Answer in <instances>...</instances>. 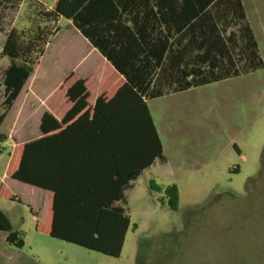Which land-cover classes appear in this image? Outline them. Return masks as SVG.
<instances>
[{
    "label": "rangeland",
    "instance_id": "374dc122",
    "mask_svg": "<svg viewBox=\"0 0 264 264\" xmlns=\"http://www.w3.org/2000/svg\"><path fill=\"white\" fill-rule=\"evenodd\" d=\"M264 60V0H244ZM47 2L0 0V112L2 53L12 28L29 31ZM0 132V210L24 241L16 247L0 230V264H264V67L254 72L155 98L149 102L164 159L130 193L131 224L120 256L50 236L42 224L47 198L7 175L12 147L40 136L42 100L60 97L59 82L96 60L82 34L62 18ZM177 184L179 209L164 192ZM44 220V218H43ZM136 225V227H135ZM141 246V247H140Z\"/></svg>",
    "mask_w": 264,
    "mask_h": 264
},
{
    "label": "trees",
    "instance_id": "16d2710c",
    "mask_svg": "<svg viewBox=\"0 0 264 264\" xmlns=\"http://www.w3.org/2000/svg\"><path fill=\"white\" fill-rule=\"evenodd\" d=\"M36 1L53 2V5L40 10L43 20L28 32L12 28L3 45L2 53L9 58V64L2 77L0 128L34 74L61 18L71 20L124 76L126 82L114 98H98L94 119L105 124L103 121L109 116L104 109L118 105L113 118L115 122L128 120L129 128L128 132L120 133L124 125H114L119 133L117 141L152 145L154 154L145 167L157 158L164 159L148 105L150 100L264 67L243 0H149L163 26L160 37L150 42L142 38V30L136 18L130 17L127 2L123 0ZM67 95L74 105L62 121L46 111L40 122L43 136L12 147L7 175L50 192L47 218L42 224L38 221L39 229L52 237L117 257L131 224L126 208L105 200L76 197L72 191L68 192L64 179L61 180L60 129L81 113L80 118L85 120L90 116L85 80L75 82ZM120 96L128 99L120 100ZM6 137L0 132L1 141ZM137 175L139 172L132 178ZM149 186L152 191L165 193L171 209H179L177 184L162 186L151 180ZM0 230L6 233L7 242L20 248L24 246L10 218L1 210Z\"/></svg>",
    "mask_w": 264,
    "mask_h": 264
},
{
    "label": "crops",
    "instance_id": "0c3cea01",
    "mask_svg": "<svg viewBox=\"0 0 264 264\" xmlns=\"http://www.w3.org/2000/svg\"><path fill=\"white\" fill-rule=\"evenodd\" d=\"M123 1L127 2L126 10L128 9L131 12L130 17L136 18L138 28L142 30V38L149 42L151 39L155 40L159 38L160 29H163V26L154 15L153 11L155 7L152 9V3L149 0ZM48 4H50L49 8H51L53 2H48ZM69 21L72 23L71 20ZM83 37L89 48L88 53L94 54L96 60L89 64L87 71L84 70L76 74L81 67L79 66L75 67L76 72L72 69L63 76L58 83L59 90L61 91L60 97H54L50 94L44 97L45 99L42 102L47 108L40 114V122L46 111L52 113L59 121H62L74 105L67 95L69 88L78 80H85V85L89 92V106L87 109L90 110V116L85 120L80 118L81 113L69 123H65L60 129L58 159L61 166V180L62 178L64 179V185L68 188V192L72 191L76 197L89 198L90 200H105L103 202L108 201L115 205H122L129 214L131 191L135 189L139 179L148 171H151L152 167H156L161 159L157 158L152 165L145 167L154 154L152 145L149 144L145 147L139 143L117 141L116 135L119 133L115 131L117 128L114 125H124L120 133L128 132L129 128L127 126L128 120H117L115 122L113 118L114 112H118V105L114 106L113 104L108 106L107 110L104 109L109 116L107 121H103L105 124L98 119H94V107L98 98L100 96L106 100L114 98L126 80L123 75L114 69L113 65L102 53L85 36ZM119 98L120 100L128 99V97L123 96ZM128 111L130 112V110ZM62 133L63 138H61ZM158 134L160 137L159 131ZM41 136H43V133L40 131L39 137ZM127 139L129 138L127 137ZM136 172H139V175L132 178ZM36 188L45 193L47 198L44 217L40 218V220L45 222L50 192L40 187Z\"/></svg>",
    "mask_w": 264,
    "mask_h": 264
}]
</instances>
